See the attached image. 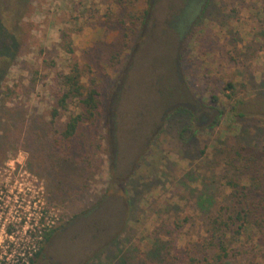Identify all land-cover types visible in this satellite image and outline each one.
<instances>
[{
	"label": "rangeland",
	"instance_id": "rangeland-1",
	"mask_svg": "<svg viewBox=\"0 0 264 264\" xmlns=\"http://www.w3.org/2000/svg\"><path fill=\"white\" fill-rule=\"evenodd\" d=\"M144 8L28 0L0 81V264H18L33 244L32 264L210 256V221L231 210L236 151L253 160L264 196V0H151L141 24ZM75 63L101 117L61 142L67 114H50ZM231 250L226 264H264L252 242Z\"/></svg>",
	"mask_w": 264,
	"mask_h": 264
},
{
	"label": "trees",
	"instance_id": "trees-1",
	"mask_svg": "<svg viewBox=\"0 0 264 264\" xmlns=\"http://www.w3.org/2000/svg\"><path fill=\"white\" fill-rule=\"evenodd\" d=\"M114 1L118 5H127V0ZM150 1L143 0L145 8L136 18L141 24L148 14ZM27 9L28 0H6L5 10L0 11V81L21 46L22 21ZM81 78L82 73L75 63L66 74H61L56 82L50 116L54 122L62 113L67 114L64 128L58 133L61 142L73 138L81 125L94 123L101 117L97 88L93 83L86 87ZM225 89L232 90L231 84H226ZM230 162L236 172V179L229 180L226 184L229 188L231 210L221 211L210 221V244L213 245L214 252L202 258H189L186 264H226L232 251L231 246L241 241L254 243L264 259V196L257 198L263 191L258 178L251 174L253 160L244 158L236 151ZM246 174L249 175L248 182L241 186L240 176ZM50 234V230H44L40 243L47 241ZM39 255L40 248L28 259V264H32Z\"/></svg>",
	"mask_w": 264,
	"mask_h": 264
},
{
	"label": "flooded vegetation",
	"instance_id": "flooded-vegetation-1",
	"mask_svg": "<svg viewBox=\"0 0 264 264\" xmlns=\"http://www.w3.org/2000/svg\"><path fill=\"white\" fill-rule=\"evenodd\" d=\"M70 226H72V223L68 224V226H62V227H61V232H65V231L67 230V228L70 227ZM5 232H6V234H7L8 236H12V235H14V229H13V228L10 229L9 226L6 227V231H5ZM45 264H54V263H52V262L50 261V259H49Z\"/></svg>",
	"mask_w": 264,
	"mask_h": 264
},
{
	"label": "built area",
	"instance_id": "built-area-1",
	"mask_svg": "<svg viewBox=\"0 0 264 264\" xmlns=\"http://www.w3.org/2000/svg\"><path fill=\"white\" fill-rule=\"evenodd\" d=\"M36 246L33 244L31 247V251L28 253L29 256H27L25 259L23 258L22 260L17 261L18 264H28V259L32 257V254L37 250Z\"/></svg>",
	"mask_w": 264,
	"mask_h": 264
}]
</instances>
